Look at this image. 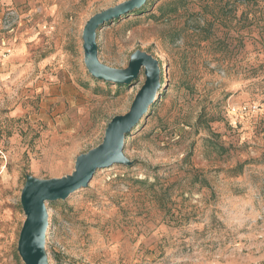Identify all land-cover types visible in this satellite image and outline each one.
<instances>
[{
  "label": "rangeland",
  "instance_id": "374dc122",
  "mask_svg": "<svg viewBox=\"0 0 264 264\" xmlns=\"http://www.w3.org/2000/svg\"><path fill=\"white\" fill-rule=\"evenodd\" d=\"M125 1L0 0V264H24L26 179L70 176L145 83L84 64L86 23ZM96 47L116 70L151 56L160 89L130 165L45 203L48 264H264V0H147Z\"/></svg>",
  "mask_w": 264,
  "mask_h": 264
},
{
  "label": "water",
  "instance_id": "95a60500",
  "mask_svg": "<svg viewBox=\"0 0 264 264\" xmlns=\"http://www.w3.org/2000/svg\"><path fill=\"white\" fill-rule=\"evenodd\" d=\"M147 0H127L102 11L88 20L83 33L84 64L96 80L117 85H130L141 70L145 83L136 95L129 112L114 117L107 125L102 143L75 161L74 171L62 179L40 181L28 177L20 195L25 221L20 231L17 251L24 264H48L44 252V239L48 226L45 203L65 200L69 195L88 186L97 170L114 165H130L123 156L124 138L139 125L149 107L155 102L160 89L158 62L151 56L135 52L128 68L116 70L102 65L97 59L96 33L107 23L129 16L140 10Z\"/></svg>",
  "mask_w": 264,
  "mask_h": 264
},
{
  "label": "trees",
  "instance_id": "16d2710c",
  "mask_svg": "<svg viewBox=\"0 0 264 264\" xmlns=\"http://www.w3.org/2000/svg\"><path fill=\"white\" fill-rule=\"evenodd\" d=\"M142 10V8L138 11V10H136V11H134V12H132V13H135V12H140Z\"/></svg>",
  "mask_w": 264,
  "mask_h": 264
}]
</instances>
